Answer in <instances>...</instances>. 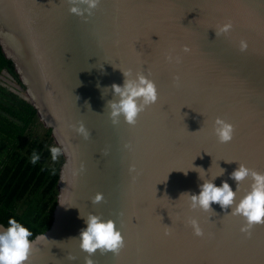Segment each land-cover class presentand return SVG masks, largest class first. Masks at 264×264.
<instances>
[{
    "label": "water",
    "instance_id": "1",
    "mask_svg": "<svg viewBox=\"0 0 264 264\" xmlns=\"http://www.w3.org/2000/svg\"><path fill=\"white\" fill-rule=\"evenodd\" d=\"M69 7L0 0V51L19 84L7 72L1 79L62 147L51 223L30 239L27 264H85L74 238L89 213L114 220L125 241L117 255L97 251L94 264H264V226L246 237L231 208L191 210L180 197L199 194L203 181L192 164L205 179L224 169L213 183L233 191L238 162L264 172V0H100L86 19ZM226 23L230 32L216 36ZM169 53L181 62H167ZM120 69L157 86V102L135 125L122 118L113 125L106 108L112 93L104 88L123 84ZM218 117L234 126L228 143L213 133ZM81 123L87 139L76 131ZM250 183H240L237 200ZM97 193L104 200L93 204Z\"/></svg>",
    "mask_w": 264,
    "mask_h": 264
},
{
    "label": "clouds",
    "instance_id": "2",
    "mask_svg": "<svg viewBox=\"0 0 264 264\" xmlns=\"http://www.w3.org/2000/svg\"><path fill=\"white\" fill-rule=\"evenodd\" d=\"M66 2L70 6L69 12L71 14L86 19L87 16L92 15V10L97 8L100 0H66ZM81 5L84 7H80ZM231 27L230 23L220 26L215 31L216 36L227 35ZM247 48V42L241 40L239 50L244 52ZM183 51L187 53L190 50L184 47ZM165 59L169 63L181 62L179 56H173L170 53L165 56ZM121 72L124 78L122 85L113 83L104 88H110L112 93V99L106 102V108L113 125L118 124L121 118L127 124L135 125L139 114L148 106L157 102V86L153 80L142 73L133 74L130 69L121 70ZM179 82L180 77L174 76V85L179 86ZM76 131L85 139L90 136L82 123L76 128ZM213 133L218 142L228 143L233 139L234 126L218 117L214 121ZM125 147H128V145H125ZM49 151L52 160L56 161L62 153V147L52 146ZM30 159L32 164H36L40 159V155L33 150ZM130 170L135 171V167L131 166ZM189 170L195 171L199 179L203 181L199 185V194L186 192L180 195V197H188L191 210L212 211L211 204L213 203L219 204L221 209L231 208V215H238L243 219L244 224L241 226L240 232L246 237L251 236V230L254 226L264 225V172H257L238 162V167L230 173V178L236 182V191H233L226 181H222L220 186L213 183L217 177L224 174L222 168L217 174L213 175L212 179L204 178L206 172L201 167H194L192 164ZM188 171L184 173L187 174ZM248 178L251 179L249 189L237 200L236 193L239 190V185ZM103 200V194L97 193L91 202L98 204ZM81 217L84 219L86 227L80 231L79 237L74 239L79 240L80 249L87 254L85 264H94L90 257L96 254L97 251L101 255L109 252L117 255L125 247L124 238L121 231L116 227L114 220L104 219L101 215L92 213ZM188 224L192 228L193 235L197 237L204 235L196 219H189ZM8 225L7 228L0 229V264H27L33 247L32 241L29 239L32 232L13 218H9ZM165 228V235H171V227L165 225ZM42 238L46 239L45 236ZM69 259L74 260L75 257L69 256Z\"/></svg>",
    "mask_w": 264,
    "mask_h": 264
},
{
    "label": "trees",
    "instance_id": "3",
    "mask_svg": "<svg viewBox=\"0 0 264 264\" xmlns=\"http://www.w3.org/2000/svg\"><path fill=\"white\" fill-rule=\"evenodd\" d=\"M3 72L19 84L0 51V224L7 228L13 218L32 232V239L50 226L62 157L52 160L50 130L31 105L10 91ZM33 150L40 155L36 164L30 159Z\"/></svg>",
    "mask_w": 264,
    "mask_h": 264
},
{
    "label": "snow or ice",
    "instance_id": "4",
    "mask_svg": "<svg viewBox=\"0 0 264 264\" xmlns=\"http://www.w3.org/2000/svg\"><path fill=\"white\" fill-rule=\"evenodd\" d=\"M262 226H264V225H262Z\"/></svg>",
    "mask_w": 264,
    "mask_h": 264
}]
</instances>
